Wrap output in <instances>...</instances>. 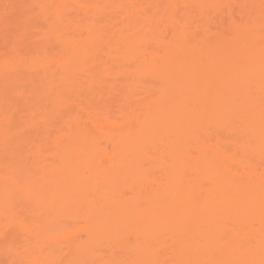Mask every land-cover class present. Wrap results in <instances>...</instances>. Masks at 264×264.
Listing matches in <instances>:
<instances>
[{
	"label": "bare ground",
	"instance_id": "bare-ground-1",
	"mask_svg": "<svg viewBox=\"0 0 264 264\" xmlns=\"http://www.w3.org/2000/svg\"><path fill=\"white\" fill-rule=\"evenodd\" d=\"M0 264H264V0H0Z\"/></svg>",
	"mask_w": 264,
	"mask_h": 264
}]
</instances>
